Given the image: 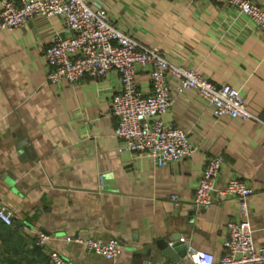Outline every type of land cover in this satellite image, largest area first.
Wrapping results in <instances>:
<instances>
[{
    "label": "crops",
    "instance_id": "obj_1",
    "mask_svg": "<svg viewBox=\"0 0 264 264\" xmlns=\"http://www.w3.org/2000/svg\"><path fill=\"white\" fill-rule=\"evenodd\" d=\"M85 1L169 61L237 88L257 119H215L211 107L186 90L160 118L183 130L194 150L157 165L118 149V120L110 112L121 86L116 71L75 83L46 80L44 49L63 31L59 17L0 29V204L13 216L11 225L0 220V264H51L50 251L71 264H114L67 242V235L117 239L116 264H166L173 260L166 253L170 243L181 240L186 251L218 258L225 224L239 211L232 197L204 207L192 201L212 156L223 158L217 187L232 176L252 186L248 221L253 244L264 245V34L245 14L215 0ZM253 1L264 7V0ZM136 81L149 92L146 70ZM38 232L49 236L43 247L35 244Z\"/></svg>",
    "mask_w": 264,
    "mask_h": 264
},
{
    "label": "built area",
    "instance_id": "obj_2",
    "mask_svg": "<svg viewBox=\"0 0 264 264\" xmlns=\"http://www.w3.org/2000/svg\"><path fill=\"white\" fill-rule=\"evenodd\" d=\"M215 1L245 14L264 34V7L253 0ZM46 16L59 17L64 26L44 49L48 82L75 83L84 76L102 77L109 70L119 75L120 89L110 100V112L118 120L114 135L120 141L119 151L136 152L157 165L189 157L194 149L186 133L160 118L172 106L175 96L189 89L211 107L215 119H257L237 88L228 83L214 84L197 70L169 61L157 46L144 45L117 27L102 7L93 9L85 0H0V29L19 28L31 18ZM141 69L146 70L150 81L146 94L137 86L136 76ZM171 78L176 80L174 85L169 82ZM222 165L221 156L207 158L192 196L193 203L203 207L222 196L237 201L239 217L225 224L227 236L222 242V255L215 258L210 252L189 247L185 262L172 260L166 264H264V245L253 244L248 221L247 198L253 188L236 176L217 187ZM170 197L176 199L175 195ZM0 220L7 225L13 223L12 213L1 204ZM48 238V234L38 232L35 244L43 247ZM65 240L116 264L120 248L115 238L67 235ZM48 259L51 264H71L57 251H50Z\"/></svg>",
    "mask_w": 264,
    "mask_h": 264
},
{
    "label": "water",
    "instance_id": "obj_3",
    "mask_svg": "<svg viewBox=\"0 0 264 264\" xmlns=\"http://www.w3.org/2000/svg\"><path fill=\"white\" fill-rule=\"evenodd\" d=\"M178 252V253H177ZM186 250L181 242H176L167 248L166 253L173 259L179 260V256L185 254Z\"/></svg>",
    "mask_w": 264,
    "mask_h": 264
}]
</instances>
